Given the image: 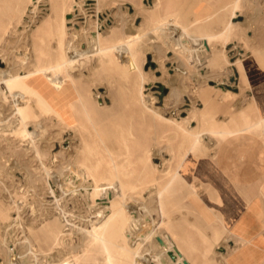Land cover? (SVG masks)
Wrapping results in <instances>:
<instances>
[{"label": "rangeland", "instance_id": "374dc122", "mask_svg": "<svg viewBox=\"0 0 264 264\" xmlns=\"http://www.w3.org/2000/svg\"><path fill=\"white\" fill-rule=\"evenodd\" d=\"M76 1L78 3L72 12L66 10L64 14L68 19L66 27L61 32L54 29V33L49 34V37L45 36L43 40H38L34 38L35 29L40 26L46 17L51 16V20H54L53 16L59 15L60 11L57 7H54L59 0H0V72L3 71L0 75L3 76L4 70L6 73L14 70L20 74L26 73L32 67L34 61L37 60L36 54L40 51L43 54L46 53L41 58L42 64L46 65L53 62L55 53L59 48L58 39H62L65 46H76L81 53V56L75 62V73L82 72V74L77 76L75 82L79 81L80 89L83 87L84 89L88 88L90 92L92 91V95L103 105L100 108H104L103 114L94 113L93 124L83 123L85 129L80 127L62 132L63 125L51 115H38L33 120L35 125L33 121L28 122L27 128L32 132L33 145L39 147L40 150V154L37 155L34 147L31 149L24 147L23 142L18 140L9 128V130L5 129L7 128L5 126L6 122L14 121L12 115L15 110L5 83L0 80V199L2 201L6 200L5 202L9 204L16 200L18 210L11 209V214L16 216L17 211L20 212L21 216V224L18 223L17 228H8L4 224L0 228V264H36L42 259L52 263V261H58L71 253H89L90 257L88 259L82 258L81 261H85L87 264H100L98 260L91 258V252L93 253V251L85 250L87 246H90L89 236L85 229H89L91 222L104 214L109 205H95L90 196L94 186L93 176L85 175V172L76 169L72 157L75 149L79 148L78 151H80L83 140H86L95 147L96 151L85 152L87 157L91 159L99 156L101 159L105 157L102 162L103 167L95 176L102 178V182H105L106 178L110 179L112 172L109 171V165L106 162L108 155L100 145H96V143L98 144V136L95 134L96 129L103 133L107 132L105 142L107 141V144L113 142L117 149L122 150L123 142H127L133 152H135L136 146L134 143L136 141L144 148L155 144L156 148L152 152L149 161L155 165L157 170L151 172L146 169L142 177L144 181H153L156 185L163 186L168 184L172 176L170 172H166V169L169 166L171 168L175 167L180 158L181 153L179 151H183L187 146L185 133L181 128L184 125H180V123L190 116L189 113H191L193 106L201 109V112H207L204 104L214 102L212 98H215L217 105L210 103V106L217 110V117H213L212 121H209L210 117L205 113L206 121L214 122V124L219 121L221 124L226 125L228 123L227 125L230 126L232 124L230 118L233 116L234 119L238 120L240 111L244 109L249 100L254 98L256 105L254 109H249L248 112L251 115L258 112H260L259 115H264V112H262L264 111V0H240V2L242 1L240 3L242 12L237 11L231 20L241 22L243 31L240 30L226 40L224 47L226 46L227 62L219 68L203 65L208 68L203 75L205 81L198 80V82L192 78L194 77V66L191 65L192 63L189 60L185 61V58L178 51L176 44L181 43V37L180 34L172 31L176 29L175 27L172 30L163 28L167 31L164 33L159 30L153 31L151 35L144 37L143 43L148 44L152 49L143 51L140 55L142 57L141 63H139L140 70L148 77L143 83V93L150 95L152 103L154 102L153 105L158 108L162 118L165 117L179 122L178 126L173 125L166 119L156 121L149 114L141 112L140 103L136 100L138 98L136 86L140 79L138 71L133 70L135 66L129 64L127 53L124 52L120 58L115 60L113 68L110 64H107V67L105 64L100 65L99 57L104 52L99 50L103 46L99 31L103 34L110 30L111 26H119L121 31H124L127 24L140 25L149 11L140 10L138 13L134 10V7L131 8L130 5L115 2V0H111L112 2L109 0ZM211 5L218 7L222 4L215 0L191 1L186 9L178 11L179 23L183 25L189 22L193 17L201 15L204 10L206 11L207 9L204 7H210ZM142 6L144 9L149 8L148 3H144ZM243 7L244 9H242ZM211 25L214 30L222 28L216 21H213ZM165 33L167 37L171 35L175 43L170 41L169 38H164ZM217 33L204 28L200 34L209 36V38H201L198 42L207 48L221 46L223 40H219ZM17 57L19 59L14 61ZM238 58L243 59L248 80L247 86L242 88L240 73L234 63ZM169 79H174L172 86L167 84ZM207 88L209 89L207 93L209 99L206 98L205 94L201 98L200 95ZM223 88L238 93V97L223 96ZM81 121L85 122L83 116H81ZM155 122H158V124ZM196 123V120L192 119L185 125V128H195ZM39 130L40 133H38ZM130 130H132V133ZM258 132L260 130L251 129V135L249 136L252 140L248 144H240L241 141H247L245 136L234 141V143L232 141L230 144L221 139L210 138L207 135L203 138L205 143L209 144L217 140L215 150H211L212 155L215 157L214 160L220 161L222 165L229 166L228 171L231 172H227V174L234 175L232 178L238 179V182L240 180L239 183L241 184L236 183L238 185H242V178L239 176L242 173L243 164L246 161L252 162L251 159L256 156L260 145L264 143V139L258 135ZM176 136L178 139H176ZM240 149H244V152L241 153ZM216 150L217 153H215ZM171 154H174L175 157L171 158L168 163L167 158L169 159ZM255 161L254 164H259V169L256 171L251 166V173L253 174V171L259 173V177L264 180V159ZM136 176L129 177L126 173L122 176L127 200H130L131 203H138L139 207L140 204H143L150 212L145 211V213L142 211L141 215H134V217L143 220L145 223L153 220V223L156 224L160 220L157 211V199L153 193L141 190V183L135 181ZM130 184L136 186L129 190ZM138 190L141 191L136 192ZM173 194L171 195V197L173 196L172 199L175 196L184 195L189 204L184 205L182 201L185 200L176 202V204L173 201L172 205H169L172 209L167 208L170 218L175 217V215L177 217L178 214L179 216H192V213H197L201 207L202 211L206 210L203 209L204 206L201 202L194 200L191 194H187L185 191H182V194L176 192ZM252 198V200L257 201L264 200V194H253ZM240 208L241 213H243L244 210L241 205ZM61 209L67 212V219L71 224H66L65 228L68 230V234L64 236L61 243L52 247L46 237L41 235L38 229L35 228L40 226L44 218H48L52 214H58ZM28 227L34 228L35 236L32 238L29 236ZM153 228L152 226L144 234L149 237ZM173 228L175 227L173 226ZM12 233L13 235H11ZM115 239L118 240L117 242L125 243V235L123 234H117ZM6 243L12 244L14 250H10ZM146 246V255H151V261L148 264H161L159 260L163 264H168L167 260L162 258L164 257L162 255L164 250L158 246V243L155 244V241L151 239ZM234 247H237L235 241H224L215 248V251L218 252L216 253L217 256L223 254L226 257ZM82 249L85 251H82ZM41 254H43V257ZM167 257L169 258V256ZM208 262L209 264H215L212 260ZM170 264H174V262ZM218 264L224 263L221 261Z\"/></svg>", "mask_w": 264, "mask_h": 264}, {"label": "bare ground", "instance_id": "6f19581e", "mask_svg": "<svg viewBox=\"0 0 264 264\" xmlns=\"http://www.w3.org/2000/svg\"><path fill=\"white\" fill-rule=\"evenodd\" d=\"M241 2L240 0H235L234 9H239L241 7L240 5ZM77 3L78 2L76 0H59V2L56 5H54V7H57L58 10L60 11L59 15L57 14L58 17L57 15L53 16L55 18L54 20H51V16L46 17L42 21L40 26L35 29L34 38H37L38 40H43L45 36L49 37L48 36L49 34L54 33V29L56 31L59 30L61 32L63 28L66 27V23L68 20L64 16L66 10L68 12L70 11L72 12L73 8L77 5ZM242 9H244V7ZM175 18H177V16ZM143 25L138 26L133 24H127L124 31H121V28L119 26H111L110 30L106 31L103 34L102 32L99 31V34H101L99 37L102 38L101 40L103 41L102 42L103 46H101L99 50L104 52L103 55L99 57V59L101 66L102 64L103 65L105 64V66L107 64H110L111 67L113 68L116 59L120 58V56H122L124 52L128 54L129 64L135 66L133 70L138 71V77L140 79L139 83L136 86V90L138 93V98L136 100L138 103H140L141 112L144 114L146 113L149 114L152 118L156 119L157 121L159 119L161 120L166 118L165 117L162 118L158 108H156L153 105L154 102L152 103L151 101L152 99L150 95L143 93V83L145 82V80L148 79V77L141 72L139 67L140 65L139 63H141L140 60L142 58L140 55L143 53V51H148L149 49L150 50L152 49L148 44L143 43L144 37L151 35L145 32ZM174 27L176 29L172 30ZM163 28L170 29L173 32L180 34L181 43L179 45L178 44L176 45L177 48L179 49L178 50L179 53L185 58V61L189 60L192 63L191 65L194 66L193 67L194 77L192 76L191 77L197 81L198 80L205 81V76L203 75L206 73L208 68H206V66L203 65H208V67L210 66V67L219 68L225 62H227V55L225 50L226 46L224 47V44L226 43V40L229 37L242 30L243 26L241 22L240 23L229 22L227 25L224 26L221 32L217 33L219 36V40H223L221 46L218 47L212 46L210 48H207L206 46H203L201 43L198 42V40L201 38H205V39L209 38V36L200 34L204 30V28H201L200 30L198 29L199 31L195 33L193 32V30L192 31L187 30L188 28L186 29V26L180 24L179 21H177V19L175 20V19L167 18V19L158 20L152 32L158 30L163 33L167 32ZM170 30L168 31L170 32ZM123 33L126 34L124 35ZM163 37L169 38L170 41L174 42V39L171 37V35L167 37L165 33ZM34 44L36 46L35 41ZM58 44H59L58 45L59 48L57 53H55L56 55L53 62L46 65L42 64L41 58L46 53L43 54L40 51L39 53L36 54L37 60L34 61L32 67L29 68L26 71V73L20 74L16 70L10 72L8 71V73H6V71L4 70L6 74L2 73L3 76L0 75V80L4 81L5 86L8 90V94L12 98L13 109L15 110V111L13 110L14 114L12 115L14 121L10 123L6 122L5 126L7 128L5 129L9 128L10 132L14 136H16L18 140L23 142V146L26 148L31 149L34 147L32 132L28 130L27 123L35 120L38 117V115H51L55 117L58 120V122H60L63 125L62 132H68L70 131V129L72 130L80 127L85 129L83 123L88 122L93 124L94 113L101 115L103 114L102 111L104 112V108L103 109L100 108L101 106L103 107V105L92 95V91L90 92L88 88L84 89L83 87L82 89H80L81 85H78L79 81L75 82L77 76L82 74V72L75 73L76 70L75 62L77 61L79 56H81L80 50H78L76 46H72V47L65 46L62 39H58ZM17 59L19 58L18 57L15 58L14 61ZM234 63L237 66V68L240 69L241 71L245 70L242 59L238 58L234 61ZM184 64L187 65L186 62H184ZM205 68L206 70H204ZM167 84L172 86V84H174V79H169ZM223 90H224V95L226 96L231 95V97H233L234 95H239L238 93L229 91L228 89L225 88H223ZM248 105L253 107L255 105V100L252 99L250 103H248ZM201 111H202L201 109L193 106L190 111L191 113H189L190 116L180 123V125L181 124L184 125L180 127L183 129L185 133L187 146L183 151H179L181 154L179 155L180 158L176 162L177 164L175 165V167L171 168L169 166L168 169H166V172H170V174L172 175L171 180L168 181L167 185L158 186L153 181H146V180L144 181L142 177L146 169H148L151 172L157 170L155 165L150 163L149 161L150 157L152 156V152H154V149L156 148L155 144H151L150 146L148 147L146 146L144 148L143 146L141 147V144H139L136 141L134 143L136 146L134 150L135 152H133L129 144L127 142H123L122 143L123 148L121 150L115 148V144H113V142L110 144H107L106 143L107 141L105 142L104 139L107 136L106 134L107 132L103 133L100 130L94 129L95 134L98 136L97 139L98 144L96 143V145H100L102 150L107 153L108 158L106 162L109 165V169H110L109 171L112 172L110 179L106 178L105 182H102V178H98L95 176V174L103 167L102 162L104 161L105 157H103L104 159L103 158L101 159L100 156L94 159L87 157L86 156L87 153L85 152L87 151L96 152V151H95V147L92 146L90 143H88L86 140H83L82 149L80 151H78L79 148L75 147L76 149L74 155L72 154L73 155L72 157L76 169H80L81 172H85V175L93 176L94 186L92 192L90 193V196L92 197V201L95 203V205L98 204L101 206L107 204L109 205L105 213L97 217L95 220L93 221L91 220L92 222L90 228L85 229L89 236L90 246H87L86 249L85 248L84 249L93 251V253L91 252L92 259L96 261L98 260L100 264H138V261L141 262V260H144L145 264H148V262L151 261L150 260L151 255L150 254L146 255L147 246H148V245L146 246V244L148 241L152 239L155 241V244L158 243V246L162 247V249L164 250L162 254L164 257L162 258L167 260L168 264L173 263L174 259H172L167 253L168 251H172L173 246L171 244L170 237L174 234V228L170 220L168 209H170L169 205L170 204L172 205L173 201H175L176 204V202L179 201L181 202V200H185L184 195L175 196L172 199L173 196L171 197V195L174 192H176L177 194H182V191H185L187 194H191L194 200H196L197 202L198 201L201 202L204 207L209 208L211 210H213V208L218 209L216 210L218 211V213L214 215L215 218L219 219L221 221V224L223 225L225 217L231 218V214L227 215L226 213L225 215L223 213L224 208L232 209V207H236L237 204L243 207L246 204V202L248 203V201L252 198L253 195L252 191L254 189H257V187L259 186H262V189H264V180H262V178L259 177V175L257 176L256 173L253 174L251 173L252 172L251 166L255 168L257 167V165H255L256 163L254 164L253 159H251L252 162L246 161L243 164L242 166L243 170L241 173L242 185H238L236 183H239L240 180L238 182L237 181L238 179L232 178L234 175L232 176L227 174V172H229L228 171L229 166L222 165L220 164V161L218 162L214 160L215 157L212 155L213 152L211 150H215V144L217 143V140L216 142L214 141L213 143L211 142V144H209V143H205L203 139L204 136L207 135L210 138H214V139L216 138L218 140L221 139L224 140V142L226 141L230 144L232 143V141L234 143V141L239 140L240 138L245 136L247 137V141H241L242 143L240 144H248L252 140V138L249 136L251 135V129H254L255 127L260 128L261 126H264V115L262 116L258 115V118L255 121L249 124L245 122L242 127H239V125L237 124L235 126L233 125L229 126L227 125L228 123L224 125L221 124L219 121L215 122V124L214 122L213 123L208 122L206 121L207 118H205V113L210 117L208 119L209 121H212L213 117L210 116L206 111L205 112H201ZM81 116L84 117L85 122L81 121ZM192 119L196 120L197 122L195 128L189 129L188 127L186 129L185 125L188 124L189 121H191ZM166 120L172 123L173 125H177V126L179 125V122L173 121L172 119L167 118ZM234 120L236 121V119ZM151 121L152 119L150 120V122ZM155 123L158 124V122ZM38 127L40 128L41 125ZM40 130L38 133L41 132ZM130 132L132 133V130H130ZM262 135H264V133H262ZM176 139H178V137ZM34 150L37 155L40 154L39 147L38 148L37 146L34 147ZM240 152L243 153L244 149H240ZM215 153H217V150L215 151ZM174 154H171L169 156V159L167 158L168 163L171 161V158L175 157L176 154L175 155ZM92 161L94 163H91ZM125 173L129 177H132L133 175H137L135 177V181L141 183L140 185L142 186L141 190H146L149 193H153L154 196L156 197L158 203L157 211L160 217L158 223L154 224L153 220L150 222L146 221L145 223L143 222V220L139 218L136 219L134 217V215H141L142 211L144 212L147 211L148 213L150 212V210L146 206H143V204L142 205L140 204L139 207L138 203L137 204L131 203L130 200L129 201L127 200L122 182V176H124ZM145 176L147 177V175ZM196 181H199L198 185L202 187V190H199L196 187L195 185ZM132 182L134 183V181ZM135 186H136L135 184H130L129 190L131 188H134ZM141 190H138L136 192H140ZM5 201H2L0 199V228L1 226H3V224L8 226V228L9 227L17 228V224L18 223L21 224L20 222L21 216L19 214L20 212L18 213L16 211V216H13L11 214V209L13 208H15V210L17 209V202L15 200L9 204L6 203ZM182 202L186 206L189 204L188 203L189 201L187 200ZM96 208L98 209V207ZM142 208L143 210H141ZM199 212L201 213V211ZM192 215L194 214L192 213ZM182 217L184 216H181V218ZM203 221L206 223L207 220L206 221L203 220ZM68 223L71 224L67 219V212L61 209V211L58 214H52L48 218H44L40 226H38V228L35 229H38V232L41 235L45 236L46 239L49 241L50 245L54 247L55 245L61 243V240H63L64 236L68 234L67 233L68 230H66L65 228L66 224ZM152 226L154 228L152 232H150L149 237H147L148 235L146 236L144 233L145 231L150 230ZM8 228H6V230H8ZM28 228H29V236L31 238L34 237L35 236L33 230L34 228L32 227H28ZM197 228H195V230ZM221 232H222V228L216 231L215 233L216 237ZM117 234L125 235V243L117 242L118 240L115 239ZM201 234L204 233H202L201 231L200 235ZM11 235H13V233ZM202 238L204 237L202 236ZM11 245L12 244H7L9 249L13 251L14 249ZM85 250L82 249V251ZM38 251H40V249H38ZM41 255L43 257V254ZM167 256H169V258ZM183 256L185 255L183 254ZM89 257H90L89 253L86 254L71 253L66 257L63 258L59 257L60 259L58 261L54 260L55 262L52 261V263H49L46 260L42 259V261L40 262L38 261L36 262V264H80L82 258L88 259ZM156 259L158 260V258ZM181 259H183V257H181ZM159 261L161 264H163L161 260ZM178 261L181 262L180 260ZM82 264L84 263L82 262Z\"/></svg>", "mask_w": 264, "mask_h": 264}, {"label": "crops", "instance_id": "0c3cea01", "mask_svg": "<svg viewBox=\"0 0 264 264\" xmlns=\"http://www.w3.org/2000/svg\"><path fill=\"white\" fill-rule=\"evenodd\" d=\"M191 1H195V0H115V2H119L125 5H130L131 8L134 7V10H136L138 13L140 12V10H145L147 12L149 11L147 13L148 15L147 14L145 15L142 24H140V25L144 24L143 27L145 29V32L149 34L152 33V30L154 29L158 20L171 18L175 20L177 19L178 21V18H175L176 16L178 17L177 14L178 11L182 9H186ZM207 1H213V0H207ZM215 1L220 2L222 5L218 7L212 5L210 7L209 6L204 7L205 9H207L206 11L204 10V12L201 15L193 17V19H190L189 22L183 25L186 26L190 31L193 30V32L197 33L201 28H207L213 32H221L224 26L227 25L229 22L239 23L231 20V18L236 14L237 11L242 12L240 8L234 9L235 0H215ZM144 3H148L149 8L144 9V7H141L142 4L144 5ZM213 21H216L219 25L222 26V28L220 30H214L211 25ZM238 71L241 76L240 77L241 88L247 86L248 80H247L246 71L245 70L241 71L240 69H238ZM208 92L209 89L207 88V90L200 95L201 98L205 94L206 98L209 99V96L207 95ZM222 95L228 97V95L227 96L224 95L223 92ZM233 97H238V95H234ZM212 99H214V102H209L207 103V105L204 104V107H206L207 112L209 113L210 116L217 117L216 115L217 110L213 109L210 106L211 105L210 103L212 104L215 103V105H217L216 104L217 100L215 98ZM251 100H249L246 106L244 107V109L240 111V115L238 118L239 120L235 121L233 119V116L230 118L232 121L231 125L235 126L237 124L239 125V127H242L245 122L249 124L258 118L259 115L258 113L260 112L253 113V115H251L248 112L249 109H254L256 105L255 99H254L255 105L253 107L248 105V103H250ZM253 130H260V132H258V135L262 139H264V135H262V133H264V126H261L260 128L255 127ZM261 153H264V143L260 145L259 149L256 152V156L253 158V160L258 161L260 159H264V154ZM258 165L259 164H257L256 168L254 167L256 171H258L257 169H259ZM254 173H256L257 176L259 175V173L255 171ZM239 177H241V175ZM198 184L199 181H196L195 182L196 187L198 189L201 188L200 190H202V187L199 186ZM257 189H254L252 191L254 195L264 194V189H262V186L257 187ZM252 199L253 198H251L249 200L250 202L249 201L248 203L246 202V204L243 206V210H244L243 213H241V208L239 204H237L236 207H232V209L224 208L223 213L225 215L226 213L227 215L231 214V218L225 217L223 225L221 224V221L219 219L215 218V215L218 213V211H216L218 209L216 208H213V210H211L209 208L204 207V209H206L205 211L203 210L204 212L202 211V208H200V210H198V213L196 212L193 213L194 215H192V217L187 215H180V216L178 215L176 217L175 215V217L170 218L172 225L175 227L174 234L170 237L171 244L173 246L172 252L175 255L174 264H209L208 261L210 260H213L215 264H218L221 261L224 264H264V200L257 201ZM199 211H201V213ZM199 214L202 216V218ZM181 216L184 217L181 218ZM203 220L205 221L207 220L206 221L207 224ZM195 228L197 229L195 230ZM220 228H222V232L220 233L221 235L219 234L220 236L218 235L216 237L215 233ZM201 231L202 233L205 234V235L201 234L204 238H202V236L200 235ZM224 241L227 242L235 241L237 247L236 248L234 247L233 250L230 253H228L226 257L223 254H219V256H217L218 254L216 253L218 252L215 251V248L221 242ZM183 254L185 256H183ZM181 257H183V259H181ZM178 260H180L182 263L179 262ZM82 262L83 261H80V264H82ZM83 263L87 264V262L85 261Z\"/></svg>", "mask_w": 264, "mask_h": 264}, {"label": "water", "instance_id": "95a60500", "mask_svg": "<svg viewBox=\"0 0 264 264\" xmlns=\"http://www.w3.org/2000/svg\"><path fill=\"white\" fill-rule=\"evenodd\" d=\"M167 253L172 259H174L175 255L172 253V251H168Z\"/></svg>", "mask_w": 264, "mask_h": 264}, {"label": "built area", "instance_id": "2783aa9c", "mask_svg": "<svg viewBox=\"0 0 264 264\" xmlns=\"http://www.w3.org/2000/svg\"><path fill=\"white\" fill-rule=\"evenodd\" d=\"M138 264H145L144 260H141V262L138 261Z\"/></svg>", "mask_w": 264, "mask_h": 264}]
</instances>
